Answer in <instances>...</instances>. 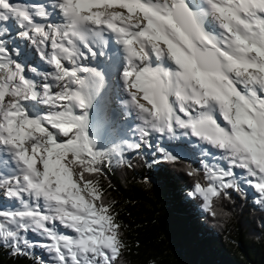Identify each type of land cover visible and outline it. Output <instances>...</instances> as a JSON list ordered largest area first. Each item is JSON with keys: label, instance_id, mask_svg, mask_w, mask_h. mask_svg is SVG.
I'll use <instances>...</instances> for the list:
<instances>
[{"label": "snow or ice", "instance_id": "6c2138e0", "mask_svg": "<svg viewBox=\"0 0 264 264\" xmlns=\"http://www.w3.org/2000/svg\"><path fill=\"white\" fill-rule=\"evenodd\" d=\"M50 7L61 22H47L52 11L43 3L0 0V37L15 24L51 67L31 69L39 82L30 78L14 58L19 51L0 38V189L17 202L0 208V245L16 255L42 247L53 264H119L123 225L93 178L109 153L91 132L110 83L93 62L108 56L110 42L121 61L119 104L139 122L141 143L151 148L153 134L179 132L219 153L191 193L212 215L217 198L242 191L241 178L264 205V0H55Z\"/></svg>", "mask_w": 264, "mask_h": 264}, {"label": "trees", "instance_id": "16d2710c", "mask_svg": "<svg viewBox=\"0 0 264 264\" xmlns=\"http://www.w3.org/2000/svg\"><path fill=\"white\" fill-rule=\"evenodd\" d=\"M92 135L109 153L93 178L123 225L127 247L119 264H264V205L256 193L240 182L242 191L215 200L212 215L191 195L197 179L206 182L204 160L175 150L179 162H169L147 146L128 151L104 126L96 125ZM190 168L200 175L190 176ZM40 258L53 264L42 247L16 255L0 245V264H37Z\"/></svg>", "mask_w": 264, "mask_h": 264}, {"label": "rangeland", "instance_id": "374dc122", "mask_svg": "<svg viewBox=\"0 0 264 264\" xmlns=\"http://www.w3.org/2000/svg\"><path fill=\"white\" fill-rule=\"evenodd\" d=\"M29 2H30V0H29ZM34 2H35V0H32V3H34ZM50 2H52V0ZM41 22L45 23V21H41ZM48 22H55L56 23V21H54L53 18ZM9 24H10L9 34H7L3 37H0V38H3L7 42V45L10 48V50L15 49V50L19 51V56L14 57V58L18 59L21 63L26 65V69L28 70V75L30 78L36 79L39 82L40 77L36 76L34 73H32L31 69L35 68L37 70V72H42V70L37 69V65H40L42 68L43 67L46 68L44 66L46 64V62L42 61L39 58V55H38L36 49L34 48V46L29 41H27V40H25L19 36V32L22 31V29H19L18 27L15 26V24H12L11 22H9ZM0 27H2V25H0ZM28 60H30V61H28ZM41 67H39V68H41ZM43 72H45V71H43ZM119 89H120V87H119ZM120 97H118L117 100H120ZM100 98L98 100L99 105L97 104L96 108H94V110H93V114H92L93 115V122L91 125V131L95 128L96 125H97V127L104 126L105 131L111 137H115L118 140H119V136L117 135V133L118 134L121 133L120 140L124 141L123 147H124L125 143H141V141L138 139V135L133 131L139 122L138 121L135 122L134 126H132V124H130L129 127H126V125H125L126 123L124 122V120H127L128 117L126 116L127 117L126 118L124 113L121 116L119 114V117H121L120 122L112 121V118H110V117L107 119L106 117H107L108 113H105V115H106L105 117H104V115L102 116V110L103 109H101V105H100L101 99ZM41 106H43V105H41ZM179 136H180V140L185 143L184 136L182 134H180ZM177 141H178V139H177ZM151 142H152V147L149 149L152 150L153 152L162 153L161 151H159V149H164L165 152H172L173 148H175V147L179 148V145L177 143L172 144V143H170L164 139L151 138ZM191 144H195V143L191 142ZM141 147H145V145L143 143H141ZM124 148L127 149L128 151L134 149V148H126V147H124ZM187 148H189V146ZM190 148L194 150V153L198 157L202 156V154L200 153L201 151H203V152L207 151V152L212 153L213 155H208L204 158V160L210 165H213L219 161V153L216 150L211 149L209 146L206 147L204 144L198 143L196 145V147H190ZM236 171L240 172L239 169H237ZM247 190L251 191L252 189L247 188ZM253 192L256 193L257 191L252 190V193ZM256 195L259 197L258 192L256 193ZM15 206H17V202L5 197L3 194V190L0 189V208H9L10 209V208H13ZM62 230L67 232V230H64V229H62ZM29 235L33 241L46 242V241H43V238L39 237L38 235H34V234H29Z\"/></svg>", "mask_w": 264, "mask_h": 264}, {"label": "bare ground", "instance_id": "6f19581e", "mask_svg": "<svg viewBox=\"0 0 264 264\" xmlns=\"http://www.w3.org/2000/svg\"><path fill=\"white\" fill-rule=\"evenodd\" d=\"M50 1L51 0H35L34 3H43L46 6H49V10L52 11V17H51V19L53 18V20L56 21V23H59V22H61V18H60V15H59L58 11H53L51 9V7H50L55 2V0H52V2H50ZM116 49H117V46H116ZM111 56L114 57V58L118 57L119 56L118 50H117V53H116V50H111ZM28 61H30V60H28ZM119 62L121 63L120 60H119ZM44 66L46 68H44V67L42 68L40 65H37V69L38 70H42V72L43 71H45V72L46 71H51V67L49 65L45 64ZM39 67H41V68H39ZM108 68H110V67L108 66ZM119 75H120V72H118V73L115 74L114 79L113 78L109 79V81H110L109 88L105 91L104 94H102V97L100 98L101 99L100 100L101 109H103L102 110V116L104 115V117H105L106 116L105 113H108V115H107L106 118H109L110 117V118H112V120H114L116 122H120L121 121V119H120L121 117H119V114L121 116L124 113L125 117L126 116L128 117V118L126 117L127 120H124V122L126 123V125L129 126L130 124H132V126H134L135 122H137L135 120L134 116H128L127 115V112H126V109H124L119 104V100H117L118 97H120V96L123 97V95H124L123 92L121 91V89H119V87H120ZM98 105H99V103H98ZM39 107L43 108V106H41V105H39ZM113 113H114V115H113ZM158 135L157 134H153L152 138L163 139L160 135L158 137ZM163 137L166 138L167 136L166 137L163 136ZM194 139H195V143H201L196 138H194ZM175 140H177V139H175Z\"/></svg>", "mask_w": 264, "mask_h": 264}]
</instances>
